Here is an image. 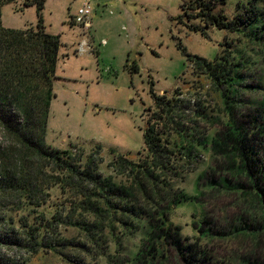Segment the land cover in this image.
Here are the masks:
<instances>
[{"label":"trees","instance_id":"obj_1","mask_svg":"<svg viewBox=\"0 0 264 264\" xmlns=\"http://www.w3.org/2000/svg\"><path fill=\"white\" fill-rule=\"evenodd\" d=\"M45 1L0 0V89L23 87L25 92L21 94L17 88L13 99L1 94L0 105L11 113L15 104L26 116L23 126L16 128L19 151L13 153L11 143L0 147V264H29L41 252L58 254L65 264H86L81 254H100L104 264H169V250H174L183 264H214L211 254L183 237L170 218L173 210L195 200L178 185L207 146L197 140L187 123L196 129L197 119L208 114L202 107L198 110L197 103L180 97V90L161 95L150 83L155 108L146 120L143 147L134 159L111 153L109 163L104 164L98 158L100 147L88 154H74L73 148L48 149L35 134L41 127L33 117H40L44 125L54 97L52 82L60 48L59 36L48 33L44 26L41 12ZM230 1L233 11L228 15L225 7ZM17 3L18 12L35 8L33 29L3 26L2 8ZM181 9L187 22L202 24L184 25L204 38H208V27L238 34L253 45L264 37V0H196L182 4ZM221 48L212 62L185 56L195 65L197 77L212 83L225 109L238 113L233 97L244 87L242 52L232 40H224ZM200 87L198 81L195 89ZM35 108L43 110L45 117L35 115ZM186 110L190 116H185ZM257 110L264 120V97ZM252 124L258 125V121L224 126L223 132L210 139V146L213 152L224 149L236 158L231 164L247 180L264 219V162L256 152V138L249 135ZM258 129L264 132L261 126ZM218 185L231 189L226 178H220ZM69 229L79 240L77 236L61 237ZM139 233L143 239L140 247L135 251L130 248L120 259L122 243ZM106 240L114 246L112 254L118 256L104 246Z\"/></svg>","mask_w":264,"mask_h":264},{"label":"rangeland","instance_id":"obj_2","mask_svg":"<svg viewBox=\"0 0 264 264\" xmlns=\"http://www.w3.org/2000/svg\"><path fill=\"white\" fill-rule=\"evenodd\" d=\"M195 1L92 0V28L83 31L72 22L82 0H46L41 16L47 32L59 36L60 48L52 82L54 97L44 125L36 115L41 113L44 118L43 110L35 108L33 121L41 127L35 134L40 135L48 149L73 148L74 154H88L100 147L98 158L104 164L109 163L111 153L134 159L143 147L146 120L155 108L150 83L155 93L161 95L180 90V97L191 104L197 103L198 110L202 107L208 114L197 119L196 129L187 123L191 131L194 129L197 140L207 146L178 185L195 200L173 210L171 221L189 242L211 254L214 264H264L261 208L247 180L231 164L236 158L228 156L224 149L213 152L210 146V139L223 132L224 126L254 119L258 125L250 126L249 135L256 138L255 149L264 162V132L258 129V126L264 128V120L257 110L264 97V37L260 44L253 45L240 39L238 34L208 27V38H204L184 25L202 26L198 20L187 22L181 9L182 4ZM232 4L230 1L225 7L228 15L232 14ZM19 6L17 3L2 8L3 26L33 29L37 23L35 8L18 12ZM82 40L87 41L93 53L78 55L77 45ZM102 40L106 42L104 46H100ZM224 40L236 43L237 50L242 52L241 57L236 56L245 65L240 72L244 87L238 88L233 97L238 113L225 109L212 83L197 77L195 65L188 63L185 56L212 62ZM6 65L9 74L11 61ZM198 81L201 87L195 89ZM17 88L25 95L23 87ZM17 88L0 89V95L7 94L13 99ZM11 108L12 114L0 105V147L11 143L13 153H17L21 147L16 128L23 126L26 116L15 104ZM190 115L187 111L185 116ZM220 178H226L231 189L219 186ZM238 185L239 189L234 190ZM204 219L207 224L203 223ZM76 236L71 229L61 233L67 239ZM142 241L140 233L124 241L119 258L124 259L130 248L138 249ZM104 242L111 255L118 256L112 254L113 244ZM99 255L81 254L80 257L86 264H104ZM29 264H65V260L58 254L41 252ZM169 264H183L174 250H169Z\"/></svg>","mask_w":264,"mask_h":264},{"label":"built area","instance_id":"obj_3","mask_svg":"<svg viewBox=\"0 0 264 264\" xmlns=\"http://www.w3.org/2000/svg\"><path fill=\"white\" fill-rule=\"evenodd\" d=\"M92 0H82L80 7L77 9L75 15L72 18L74 25L78 26L83 31H89L92 28ZM106 42L102 40L100 46H104ZM94 50L90 48L87 41L82 40L77 45L78 55L91 54Z\"/></svg>","mask_w":264,"mask_h":264},{"label":"crops","instance_id":"obj_4","mask_svg":"<svg viewBox=\"0 0 264 264\" xmlns=\"http://www.w3.org/2000/svg\"><path fill=\"white\" fill-rule=\"evenodd\" d=\"M92 21H93V17H92ZM60 38H62L61 36H60ZM86 54H88V53H86ZM84 54H82L81 56H83Z\"/></svg>","mask_w":264,"mask_h":264}]
</instances>
